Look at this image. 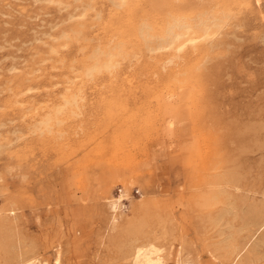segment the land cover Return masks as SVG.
Here are the masks:
<instances>
[{
    "label": "rangeland",
    "instance_id": "rangeland-1",
    "mask_svg": "<svg viewBox=\"0 0 264 264\" xmlns=\"http://www.w3.org/2000/svg\"><path fill=\"white\" fill-rule=\"evenodd\" d=\"M143 247L264 264V0H0V264Z\"/></svg>",
    "mask_w": 264,
    "mask_h": 264
},
{
    "label": "bare ground",
    "instance_id": "bare-ground-1",
    "mask_svg": "<svg viewBox=\"0 0 264 264\" xmlns=\"http://www.w3.org/2000/svg\"><path fill=\"white\" fill-rule=\"evenodd\" d=\"M165 1V0H164ZM199 18H202V16L201 17H199ZM175 19V18H174ZM173 19V20H174ZM177 19V18H176ZM203 19V18H202ZM172 20V19H171ZM199 20V19H198ZM205 20V19H204ZM208 20V19H207ZM177 21H178V19H177ZM176 21V22H177ZM200 21V20H199ZM174 22V21H173ZM180 22H181V19H180ZM180 22H178V23H180ZM183 22V21H182ZM197 22V21H196ZM169 22H167V24H168ZM177 23V24H178ZM185 23V22H184ZM190 23V22H189ZM202 24V26H200V31L197 33V34H199V36L198 37H196V35L197 34H195L194 35V37L193 36H191L190 37V34H189V38H187V39H185L184 41H182L181 43H179L178 41H180L182 38H184V37H188V33H189V30L188 29H190L191 27H188V25H187V27L188 28H186L183 32H180V31H177V34H175L174 35V33L172 34V35H174L173 36V38H172V40L170 41V43L168 44V45H175L177 42L179 43V44H177V46L175 45V47H176V49H177V51H183V49H186V47L189 45V44H191V46L192 45H195V44H197L198 42H202V41H206V40H209L212 36H213V33L215 34V32H213L212 30H211V28H212V25H210V26H208L205 22L203 23V21L201 22ZM170 24H172L171 23V21H170V23H169V25ZM176 24V25H177ZM198 24V23H197ZM184 25V24H183ZM191 25V24H190ZM215 25V24H214ZM167 26V25H166ZM173 26V25H172ZM192 26V25H191ZM195 27L197 26L196 24L194 25ZM193 26V27H194ZM175 27H177V26H175ZM184 27V26H183ZM198 27V26H197ZM164 28V27H163ZM177 29H179V28H177ZM190 30H193V29H190ZM164 31V30H163ZM175 31H176V29H175ZM194 31V30H193ZM136 32V31H135ZM134 32V33H135ZM167 32V31H166ZM170 33V32H169ZM168 33V34H169ZM192 33V32H191ZM163 34V33H162ZM193 34H194V32H193ZM192 34V35H193ZM161 35V34H160ZM138 36H139V34H138ZM162 36H164V35H162ZM166 36V35H165ZM171 36V35H170ZM161 37V36H160ZM169 38V37H168ZM145 39V38H144ZM166 39V38H165ZM169 40V39H168ZM163 41H165L164 39H163ZM166 43V42H165ZM168 43V42H167ZM161 47H162V44H161ZM165 47V46H164ZM189 47H190V45H189ZM163 48V47H162ZM166 48V47H165ZM164 49V48H163ZM167 49H169L168 47H167ZM174 49V48H173ZM172 49V50H173ZM106 51H108V50H106ZM110 51V50H109ZM160 51V50H159ZM104 52V51H103ZM111 53V52H110ZM104 54H106V53H104ZM95 57V56H94ZM96 58V57H95ZM100 59V58H99ZM106 61V60H105ZM110 61V60H109ZM98 62V61H97ZM96 62V63H97ZM111 62V61H110ZM92 63V62H91ZM95 63V64H96ZM104 63V62H103ZM102 63V65H101V67H106V65H104ZM88 64V63H87ZM95 64H93V65H95ZM83 65V64H82ZM89 66H90V64H88ZM88 65H86L84 68L85 69H88V68H86V67H89ZM99 66V65H98ZM108 66H111L110 64L108 65ZM90 67H92V66H90ZM89 67V68H90ZM96 67H97V65H96ZM109 68V67H108ZM95 69H97V71H98V68H95ZM94 69V70H95ZM99 69H100V67H99ZM85 71V70H84ZM83 71V72H84ZM91 73H93V72H91ZM85 75H86V73H85ZM87 76V75H86ZM187 79V78H186ZM67 98V97H66ZM68 101H69V99H67ZM69 103V102H68ZM62 111V110H61ZM52 118V117H51ZM42 120V119H41ZM50 119H46V120H42L41 121V123H42V125L44 124H48V121H49ZM38 126V125H37ZM120 196V195H119ZM121 196H123V195H121ZM125 197V196H124ZM117 198V197H116ZM120 198V197H119ZM122 198V197H121ZM118 199V201L119 200H122V199ZM116 199V200H117ZM115 200V199H114ZM113 199L111 200V201H114ZM110 201V202H111ZM114 204H115V202H114ZM117 204V203H116ZM119 204V203H118ZM121 205H123L122 203H121ZM117 206V205H116ZM118 207H120V206H118ZM113 208V207H112ZM117 208V207H116ZM143 248H145V247H143ZM158 252H159V250H157V249H155V248H145V249H140L139 250V248H138V250H136L135 252H134V254L132 255V260H131V264H156L157 262H158V260H157V255H158ZM178 262V264H183V262H180V261H177Z\"/></svg>",
    "mask_w": 264,
    "mask_h": 264
}]
</instances>
